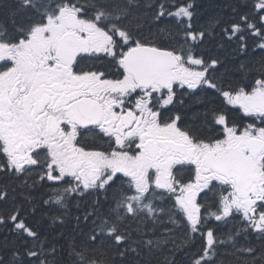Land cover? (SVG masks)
I'll use <instances>...</instances> for the list:
<instances>
[{
  "label": "snow or ice",
  "instance_id": "obj_1",
  "mask_svg": "<svg viewBox=\"0 0 264 264\" xmlns=\"http://www.w3.org/2000/svg\"><path fill=\"white\" fill-rule=\"evenodd\" d=\"M230 7L0 0V264H264V0Z\"/></svg>",
  "mask_w": 264,
  "mask_h": 264
},
{
  "label": "trees",
  "instance_id": "obj_2",
  "mask_svg": "<svg viewBox=\"0 0 264 264\" xmlns=\"http://www.w3.org/2000/svg\"><path fill=\"white\" fill-rule=\"evenodd\" d=\"M148 0H141V3H147ZM153 3L156 2V0H152ZM168 2V0H166ZM172 4L175 5H182L187 2V0H170ZM237 0H194L195 4V12L196 17L195 20L198 24H206L213 18H221L222 22L226 23L230 19V13H231V5L235 4ZM0 18H6L5 17V11L0 10ZM219 28H217V33H219ZM253 40L249 39V45L251 46L253 44ZM212 52L216 55H219L221 57H227L226 59V65L229 69L234 68V66L243 60V57L237 56L234 52H232V48L235 47V45L229 46L225 44V48L218 49L215 47V41H213L212 45H210ZM231 53V54H229ZM261 59V53L259 50L257 52H249L248 56V62L256 64ZM238 75V74H237ZM199 105L193 106L191 109L188 110V115L191 116V113L198 108ZM73 212H75V209H72ZM209 225L213 227H217L218 222H215L213 220L208 221ZM230 225H220V231L221 232H227ZM6 235L5 231L3 229H0V241L4 239V236ZM199 250V242H197V245L194 247L193 251ZM180 264H188V257L181 256L179 257ZM225 264H236V261L234 258L230 256L224 257Z\"/></svg>",
  "mask_w": 264,
  "mask_h": 264
}]
</instances>
